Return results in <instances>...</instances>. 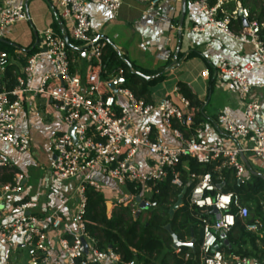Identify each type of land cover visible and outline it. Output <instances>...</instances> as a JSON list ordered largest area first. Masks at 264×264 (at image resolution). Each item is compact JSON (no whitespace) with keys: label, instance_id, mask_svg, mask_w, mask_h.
I'll return each mask as SVG.
<instances>
[{"label":"built area","instance_id":"obj_1","mask_svg":"<svg viewBox=\"0 0 264 264\" xmlns=\"http://www.w3.org/2000/svg\"><path fill=\"white\" fill-rule=\"evenodd\" d=\"M56 1L57 12L71 26L72 39L79 44L86 67L84 70L74 67L76 61L70 58L68 41L63 35L52 27L41 31L38 50L23 67L25 76H18L11 88L9 80L0 78V143H11L18 152L29 151L30 139L17 130L25 94L33 93L51 102L63 114L67 130L52 138L54 156L47 168L58 181H77L76 209L67 220L58 213L42 217L28 212L30 202L21 201L17 205L21 213L0 223V264L8 246L26 249L30 264H138L135 260L124 262L122 254L112 247L102 249L97 235L90 232L87 187L97 192L105 190L91 175L107 177L128 189L116 204L128 207L137 218L144 214L143 209L147 213L158 207V202L152 199L153 187L166 181L169 175L174 184L182 186L183 170L192 183L187 203L198 211L196 216L202 228L200 264H264V259L225 250L226 246L231 247L227 234L238 217L243 221L249 218V207L239 194L219 189L213 173L190 172L187 162L193 159L200 164L216 163L215 171L219 173L230 167L241 182L253 172L264 176L257 170L264 167V123L260 122L263 105L252 98L256 85L251 76L256 71L264 73V22L252 16L247 0H193L205 17L202 25L194 27L195 31L213 27L233 39L249 42L255 54L246 63L220 59L217 77L244 97V119L237 120L228 111L221 112L215 121L222 132L213 138L202 123L194 127L196 109L178 87L160 101L147 102L124 87L123 81L116 83V91L111 89L112 81L123 78V69L108 79L102 76L105 41L94 33L88 9L91 4H101L116 11L125 0ZM162 3L163 0H147V9L159 17ZM229 3H233L231 9L227 7ZM29 20L22 3L1 7L0 37L16 23ZM235 22H239L238 30L233 29ZM17 54L0 50V70L19 63ZM44 55L49 57L53 69L34 86L29 79ZM155 114L176 144L159 136L150 120ZM71 128L73 133L69 132ZM143 151L147 158L145 165L138 161ZM6 164L0 157V173ZM217 178L222 176L219 174ZM23 187L21 172L10 182H0V212L5 209L6 198L20 193ZM245 227L252 234L264 233V223L259 219L245 223ZM84 241L87 251L83 249ZM174 250L181 252V248ZM179 257L183 259L180 264H188L191 254L186 252Z\"/></svg>","mask_w":264,"mask_h":264},{"label":"crops","instance_id":"obj_2","mask_svg":"<svg viewBox=\"0 0 264 264\" xmlns=\"http://www.w3.org/2000/svg\"><path fill=\"white\" fill-rule=\"evenodd\" d=\"M182 1L163 0L159 17L148 11L147 0H125L116 11L101 4H91L88 10L94 33L110 41L122 57L150 73L161 70L159 75L162 79L151 88L153 101H160L173 92L179 82L189 87L204 111L202 124L205 132L213 138L222 132L215 121L221 112L228 111L235 119H244V97L235 87L217 77L218 63L221 58L234 63H246L254 59V49L249 42L233 39L213 27L195 31L194 27L202 25L205 17L193 1L187 2L183 15ZM19 3L24 4L30 20L11 26L2 38L13 43L9 45L15 47L14 52L18 53L20 59L17 64L21 69V60L26 57L24 51L32 45L38 48L41 31L52 27L58 34L68 35L72 39V28L60 18L56 0H0V8ZM227 7L231 9L233 3L227 4ZM239 27V22H235L233 29L238 30ZM70 43L79 49L73 58L76 61L74 67L84 70L86 61L81 55L79 44H75L73 39ZM52 69L49 57L44 55L29 83L37 86L40 78ZM5 70H0L3 81H7ZM251 76L256 85L252 98L263 105L260 122L264 123V73L256 71ZM150 120L162 139L171 144L177 143L157 114ZM17 130L30 139L29 150L33 156L25 158L24 164L21 160L14 162L4 158L0 150V157L9 165L19 168L24 175L23 190L6 198L5 209L0 212V223L21 213L17 208L21 201L30 202L28 212L39 216L58 213L66 220L71 218L77 204V181L71 180L67 185H62L54 181L47 170L54 156L51 140L56 134L67 130L63 114L51 102L33 93H26ZM146 159V153L141 152L138 161L145 165ZM10 251L15 255L19 250H15L14 246L5 247L1 264H9Z\"/></svg>","mask_w":264,"mask_h":264},{"label":"trees","instance_id":"obj_3","mask_svg":"<svg viewBox=\"0 0 264 264\" xmlns=\"http://www.w3.org/2000/svg\"><path fill=\"white\" fill-rule=\"evenodd\" d=\"M189 1L193 0H187V2ZM255 10L257 8L254 2L250 8L252 16H254ZM258 20L263 22L261 19ZM262 34L264 38V28L262 29ZM102 40L105 41V47L102 51V76L108 79L111 74L123 69V86L129 88L137 97L143 98L147 102H152L151 88L162 79L161 75H159L161 70L150 73L135 66L122 57L110 41H106L103 38ZM70 42H72L71 38L69 39L68 47L70 58L73 59L77 56L79 49L76 47L77 45H72ZM75 44L78 43L75 42ZM0 49L13 54L15 47L0 42ZM37 50V46L32 45L24 51L26 57L21 60L23 67L27 63V58L36 53ZM18 76H25L23 68L20 69L18 64L6 67L5 78L9 80L8 87L11 88L15 85ZM178 88L189 99L190 104L197 109L194 116V127L199 126L205 118L199 100L185 83L179 82ZM181 128L184 129L183 127ZM182 159L185 160L187 157ZM187 162L190 172L213 173L219 189L239 194L242 202L249 207V218L243 221L238 217L235 227L227 234V240L231 247L226 246L225 250L228 253L235 252L264 259V238L262 240L259 235L249 233L245 227V223L256 219L264 223V176L253 172L248 180L241 182L236 176L234 169L230 167H224L219 173L215 171L216 163L200 164L193 159H188ZM20 172L19 168L6 164L0 173V182H10L15 174ZM182 172V186L174 184L173 177L169 175L166 181L153 187L152 199L156 200L159 205L157 208L147 211L145 219H142L143 214L136 218L126 206H119L117 212L110 213L107 207V199L103 192H97L93 187L88 186L86 216L92 223L88 227L90 232L96 234L99 238V246L102 249L114 248L122 254L124 262L135 260L138 264H180L183 259L179 257V254L189 252L191 258L188 264H200L199 245L202 238V228L199 226V220L196 216L198 211L188 206L187 196L191 191L192 183L187 176V171L183 170ZM219 174L222 176L221 179L217 178ZM132 188L133 186L130 185V189ZM184 188H186V193L183 204L171 218L170 209L177 202ZM126 214L129 217L128 219L125 218ZM169 223L180 241L189 242L195 238L194 249L182 246L179 254L174 248L170 253L164 254L166 249H172L173 247V239L166 229V225ZM261 240L262 242H260ZM246 242L250 243V249L245 245ZM154 256L161 257L159 263H156L152 258Z\"/></svg>","mask_w":264,"mask_h":264},{"label":"rangeland","instance_id":"obj_4","mask_svg":"<svg viewBox=\"0 0 264 264\" xmlns=\"http://www.w3.org/2000/svg\"><path fill=\"white\" fill-rule=\"evenodd\" d=\"M254 2L256 3L257 10H255L253 15L255 18L261 19L264 22V0H247L248 7L251 8ZM0 150L2 151V155L4 158L13 160L14 162H20V160H21V161H23L21 163H24V164L26 162L25 158L29 159L30 156L31 157L33 156L30 150L27 152H24V153L18 152L17 150L14 149V147L11 143H0ZM47 170H48V168H47ZM257 170L260 173H264V167H261V168L257 167ZM91 178L96 179L100 183H102L105 190L109 192V193L104 192L105 190H103V194L105 196L109 197L107 201L111 203V207H109L110 213L117 212V210L119 209V205L116 204L118 197H120L123 194V192L125 193V192H128L129 190L117 186L112 180H110L107 177H102L99 174H93V175H91ZM54 181H56L57 183H60L62 185H67L69 182V181H57L56 179H54ZM119 191L121 193H119ZM143 213L144 214H143L142 219H145L146 210L143 209ZM125 218H127V219L129 218L127 214H126ZM260 238L263 240L264 235L263 234L260 235ZM262 240L260 242H262ZM245 245L248 246L247 247L248 249L251 248L250 243L246 242ZM171 251H173V247H172V249H170V248L166 249L164 254H168ZM152 258L156 261V263H159L160 259H161V257H156V256H154ZM8 260H9L8 261L9 264H30L29 258H28V253H27L26 249H20L18 251V253H15V255H14V253H12V251H10V257Z\"/></svg>","mask_w":264,"mask_h":264},{"label":"water","instance_id":"obj_5","mask_svg":"<svg viewBox=\"0 0 264 264\" xmlns=\"http://www.w3.org/2000/svg\"><path fill=\"white\" fill-rule=\"evenodd\" d=\"M182 3H183V4H182V5H183V6H182V10H183V15H184L185 12H186L187 0H183ZM244 24L246 25V22H244ZM64 38L66 39V41L69 42V37H68V35H64ZM0 42L7 43V44H13L12 42H9L8 40H6V39H4V38H2V37H0ZM147 78H149V77H147ZM119 81H124V78H122V77H118L117 79H115L114 81H112V82L110 83V87H111V89H112L113 91H116V87H115V85H116V83L119 82ZM69 132H70V133H73V128H71V129L69 130ZM185 193H186V188L183 189V192L179 195L177 202H176V203L172 206V208L170 209V216H171V218L174 216L175 211H176V210H177V209L183 204V199H184V195H185ZM107 207H108V208L111 207V203H110V202L107 203ZM140 211H141V210H139V213H140ZM166 229L169 231V233H170V235H171V237H172V239H173V248H174V249H179V248H181L182 246H188V247L194 249L195 238H193V239H192L191 241H189V242H182V241H180L178 235L172 230V227H171V224H170V223L166 225ZM222 236H223V235H221V237H222ZM83 249H84V251H87V245H86V242H85V241H84V244H83Z\"/></svg>","mask_w":264,"mask_h":264}]
</instances>
